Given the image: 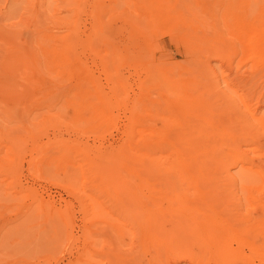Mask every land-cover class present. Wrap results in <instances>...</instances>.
Masks as SVG:
<instances>
[{
	"label": "rangeland",
	"instance_id": "1",
	"mask_svg": "<svg viewBox=\"0 0 264 264\" xmlns=\"http://www.w3.org/2000/svg\"><path fill=\"white\" fill-rule=\"evenodd\" d=\"M211 1L219 2L223 44L232 50L226 9L237 1ZM202 2L0 0V264H190L185 259L173 263L167 248L151 244L140 245L139 259L131 258L142 243L141 228L130 212L137 203L110 197L104 188L118 172L128 173L123 148L132 135L141 128L158 138L168 135L178 117L164 105L171 97L159 74L177 64L198 66L189 58L200 55L201 41H189L185 23L198 22ZM246 54L240 49L230 62L212 60L219 75L213 99L223 91L237 98L246 92L238 86L250 72ZM227 97L220 102L225 106L216 104L224 113L221 118L235 116L228 107L233 99ZM154 102L163 103L157 106L161 110ZM162 106L173 116H166ZM224 132L222 128L219 134ZM219 147L222 155L227 152L225 141ZM260 147L264 150V144ZM156 155L170 166L168 145ZM231 171L256 177L238 167ZM167 176L165 170L147 188L133 187L144 195L142 202L153 199L156 211H178L177 192L195 190L187 183H165ZM89 177L100 183L99 190ZM230 190L225 181L213 187L219 207L226 199L233 202ZM242 202L245 212L250 204L245 198ZM207 260L226 264L230 258ZM250 264L261 262L254 258Z\"/></svg>",
	"mask_w": 264,
	"mask_h": 264
},
{
	"label": "bare ground",
	"instance_id": "2",
	"mask_svg": "<svg viewBox=\"0 0 264 264\" xmlns=\"http://www.w3.org/2000/svg\"><path fill=\"white\" fill-rule=\"evenodd\" d=\"M236 1L237 4H229L226 9L232 30V50L223 44L225 36L219 21V2L213 4L211 0H203L198 22L185 23L189 28V41L203 43L198 44L200 55L195 53L189 58L197 61L198 66L180 67L177 64L178 68L174 69L173 65L159 74L171 97L164 105L173 107L171 109L178 117L172 120L168 135L162 133L158 138L156 133L145 128L140 129L139 135H132L123 148L122 164L126 165L128 173L120 176L118 170H113L118 174L104 188L110 197L120 196L137 203L135 210L130 212L134 213L141 228L142 243L137 244L133 256L128 255L131 258L139 259L140 245L151 244L167 248V258L173 259V263L185 259L190 264H209L207 259L218 260L219 256H224L230 258L226 264H250L254 258L264 264V197L261 196L264 194V150L260 147L264 144V111L259 104L264 99V4H259L260 0ZM240 49L247 53L245 60L249 62L247 70L250 72L238 84L246 92L237 98L223 91L224 95L213 99L219 86V75L212 60L230 62L231 56L238 54ZM228 81L225 87H229ZM176 87L181 91L175 90ZM227 94L233 99L228 107L235 116L221 118L224 113L216 104L219 102L218 108L225 106L220 102ZM154 104L156 108L163 103ZM166 111L164 109L166 116L173 114L168 115L170 109ZM222 128L225 132L220 135ZM222 141L227 147L223 155L219 147ZM166 145L171 159L169 167L159 162L156 155L157 150ZM232 167L256 177L251 180L238 177L231 171ZM165 170L168 171L165 183L177 186L187 183L195 187L189 195L184 194L185 191L177 192L180 205L178 211L166 209L170 213L164 209L156 211L153 199L148 198L152 200L151 204L148 200L142 202L144 195L140 196L133 188L134 185L147 188ZM88 180L100 189L95 177ZM221 181L231 186L227 195L232 196L233 202L226 199L219 207V194L213 192V187ZM234 198L237 201L234 202ZM243 198L250 204L245 212ZM231 240L236 241L235 247L231 246Z\"/></svg>",
	"mask_w": 264,
	"mask_h": 264
}]
</instances>
